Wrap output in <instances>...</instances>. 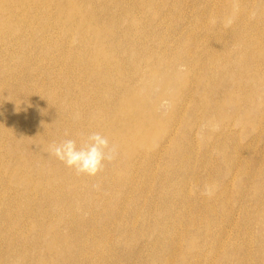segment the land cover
I'll use <instances>...</instances> for the list:
<instances>
[{"label":"rangeland","instance_id":"obj_1","mask_svg":"<svg viewBox=\"0 0 264 264\" xmlns=\"http://www.w3.org/2000/svg\"><path fill=\"white\" fill-rule=\"evenodd\" d=\"M73 1H0V264H264V0ZM156 73L183 79L157 128L109 137ZM44 116L51 143L99 131L116 158L76 175Z\"/></svg>","mask_w":264,"mask_h":264},{"label":"bare ground","instance_id":"obj_2","mask_svg":"<svg viewBox=\"0 0 264 264\" xmlns=\"http://www.w3.org/2000/svg\"><path fill=\"white\" fill-rule=\"evenodd\" d=\"M1 1V0H0ZM30 1H32V0H30ZM37 1V0H36ZM63 0H61V2H62ZM67 1V0H66ZM113 1V0H112ZM111 2V1H110ZM110 2H108V3H110ZM70 3V0H69V2H68V4ZM73 3L75 4V0L73 1ZM77 3V2H76ZM81 3H82V1H81ZM73 4V5H74ZM80 4V3H79ZM72 5V3L69 5V6H71ZM72 5V6H73ZM109 5V4H108ZM75 6H78V5H75ZM74 6V7H75ZM82 6H84V5H82ZM230 6V5H229ZM79 7V6H78ZM100 7V6H99ZM79 8H81V5H80V7ZM83 8V7H82ZM82 10V9H81ZM84 10V9H83ZM112 11V10H111ZM110 11V12H111ZM83 12V11H82ZM88 12V11H87ZM71 13V12H70ZM85 13V12H84ZM82 15H84V14H82ZM87 15V17H88V15L89 14H86ZM85 15V16H86ZM133 15V14H132ZM131 15V16H132ZM85 16H83V17H85ZM82 17V18H83ZM90 17V16H89ZM125 18V17H124ZM82 21V20H81ZM112 23V22H111ZM85 24V23H84ZM86 25H87V23H86ZM103 27V26H102ZM104 28H106V27H104ZM103 28V29H104ZM89 30H92V29H90L89 28ZM106 30V29H105ZM109 30V29H108ZM104 31V30H103ZM97 39H98V37H97ZM101 39V38H100ZM238 49V48H237ZM125 51V50H124ZM203 52V51H202ZM226 52V51H225ZM263 54V53H262ZM136 62H137V60H136ZM159 63V62H158ZM158 63H156V64H158ZM162 63V62H161ZM155 64V65H156ZM132 65V64H131ZM133 65H135V63L133 64ZM132 65V66H133ZM131 66V67H132ZM182 67V66H181ZM184 67V69H186L185 68V66H183ZM187 67V66H186ZM156 68H157V65H156ZM159 68V67H158ZM171 68H173V67H171ZM178 69V68H177ZM183 69V70H184ZM238 69V68H237ZM181 70V69H180ZM169 72V71H168ZM174 72H175V69H174ZM180 72V71H179ZM254 72V71H253ZM178 73V72H177ZM181 73V72H180ZM170 74V73H169ZM184 74H186L185 73V71H184V73H183V77H184ZM188 74V73H187ZM139 76H140V74H138ZM168 75V74H167ZM174 75V74H173ZM189 75V74H188ZM253 75V74H252ZM160 76L161 75H159V74H154L153 76H152V78H155V80H153L154 81V83H150V79H149V81H147V82H145L144 81V84L142 83V85L139 87V86H137V84H138V82H136L135 81V84H136V87L135 86H132V87H129V89L127 90V93L125 94V96H123L124 98H122V99H124L122 102L121 101H118V103H119V105H118V112H119V114L121 115V119H116V120H113L112 122H111V129H110V136L109 137H112V136H115V137H117V138H120V136L122 137V135H124V132L126 131V132H128L129 130L131 131V129L134 127V125H138L139 123H142L143 125L146 123V126H147V131L149 130V128L151 127V126H154V127H156L155 125H152V124H155V120L157 119L158 121H159V118L160 117H157L158 115V113H157V109H158V107H159V102H160V100L162 99V97L163 96H165V97H167V95L166 94H169L167 91L170 89V88H172V86L173 85H175V83L177 82L176 80H174V77L173 76H167V78L166 77H164V80H162L161 81V79H160ZM185 76H187V75H185ZM198 76V75H197ZM239 76V75H238ZM241 76V75H240ZM125 77V76H124ZM178 77V76H177ZM180 77V76H179ZM182 77V76H181ZM151 78V79H152ZM238 78V77H237ZM249 78H251V77H249ZM106 79H108L107 77H106ZM129 79V78H128ZM185 79H186V77H185ZM199 80V77L197 78L196 77V81H198ZM245 79V78H244ZM179 80V79H178ZM228 80V79H227ZM138 81V80H137ZM180 82H183V79H182V81L181 80H179ZM178 81V82H179ZM225 81H226V79H225ZM244 81V80H243ZM178 83V84H181V83ZM191 82V81H190ZM202 82V81H201ZM224 82V81H223ZM228 82V81H227ZM118 83L120 84L121 82H119L118 81ZM193 83V82H192ZM199 83V82H198ZM219 83V82H218ZM123 84V83H122ZM178 84H176L174 87H176V86H178ZM197 84V83H196ZM201 84H203V83H201ZM216 84V83H215ZM221 84V83H220ZM117 85V84H116ZM191 85V84H190ZM199 85H200V83H199ZM213 85V84H212ZM211 85V86H212ZM124 86V85H123ZM180 86V85H179ZM158 87H161V94H158L157 95V97L156 98H154V99H151V104H147V101L149 100L150 101V98H148V95H149V93L150 92H152L153 91V93H155L154 92V90H156V88H158ZM204 87H205V85H204ZM193 88V87H192ZM214 88V87H213ZM174 89H178V87L177 88H174ZM197 89V88H196ZM194 90V89H193ZM213 90V89H212ZM175 91V90H174ZM200 91V90H199ZM203 91V90H202ZM214 91V90H213ZM228 91V90H227ZM226 91V92H227ZM171 92V91H170ZM176 92V91H175ZM225 92V91H224ZM142 93V94H141ZM174 93V92H173ZM191 93V92H190ZM203 93V92H202ZM214 93V92H213ZM228 93V92H227ZM230 93V94H229ZM228 93V96L229 97H231V94H233L234 93V91H231V92H229ZM139 94H141V97H139V99H138V95ZM205 94V93H204ZM211 94H212V92H211ZM224 94V93H223ZM176 95V94H175ZM203 95V94H202ZM121 96V95H120ZM171 96V95H170ZM227 96V95H226ZM225 96V97H226ZM200 97H201V95H200ZM228 97V98H229ZM55 98H57V97H55ZM118 98H120L119 96H118ZM133 98L134 99H136V100H138V101H133L132 102V100H133ZM148 98V99H147ZM167 98H169V96L167 97ZM187 98V97H186ZM191 98V97H190ZM170 99V98H169ZM172 99H173V101H174V98H172L171 97V99H170V101H172ZM230 99V98H229ZM27 100L29 101V100H33V99H30V97H28L27 98ZM145 100H146V102H145ZM36 101H37V99H36ZM56 101H57V99H56ZM162 101H167V99H162ZM172 101V102H173ZM187 101H188V99H187ZM224 101H225V98H224ZM116 102H117V99H116ZM121 102V103H120ZM136 102H138V104L135 106V103ZM145 102V103H144ZM18 103V102H17ZM35 101H29V102H27L26 104L27 105H29L30 106V117L34 114L33 112H32V109H33V105L35 106ZM171 103V102H170ZM187 103V102H186ZM172 104V103H171ZM209 104V103H208ZM16 105V104H15ZM23 105H25L24 103H23ZM135 106V107H134ZM15 107V106H14ZM13 107V108H14ZM24 107V106H23ZM39 107H41V109L44 111V113L46 114V116H48V115H51L52 114V112H51V107H50V104L49 103H42ZM195 107V106H194ZM208 107H209V105H208ZM171 108V107H170ZM184 108V107H183ZM133 109H134V111H135V113H134V115H131V112L133 111ZM200 109V108H199ZM170 109H166V111H169ZM131 111V112H130ZM130 112V115L132 116H128V113ZM210 112H212V111H210ZM77 113V112H76ZM160 113V112H159ZM166 113V112H165ZM169 113V112H168ZM189 113V112H188ZM187 113V115H189ZM213 113V112H212ZM118 114V115H119ZM182 114V113H181ZM211 114V113H210ZM118 115H116V116H118ZM127 115V116H126ZM160 115V114H159ZM214 115V114H213ZM46 116H44V118H40V119H37V120H35L34 121V126L36 127H34L35 129H36V134L38 135V138L40 139V140H43V139H47L48 140V144H50L51 142H52V139L53 138H55L56 137V135H58V133L60 132V128H59V122L55 119V120H53L52 119V117L51 116H49L48 118H50L49 119V123L47 122V117ZM96 116V115H95ZM98 116V115H97ZM127 117V119L125 118V119H122L123 117ZM163 116V115H162ZM225 116V115H224ZM33 117V116H32ZM100 117V116H99ZM128 117H131V118H129L128 119ZM27 118V117H26ZM26 118H25V122H26ZM113 118V117H112ZM114 118H117V117H114ZM120 118V117H119ZM164 118V117H163ZM204 118V117H203ZM205 120H206V117H205ZM243 120V119H242ZM157 121V122H158ZM163 121V120H162ZM162 121H160V123L162 122ZM165 121V120H164ZM163 121V122H164ZM58 122V123H57ZM62 122V121H61ZM200 122V121H199ZM58 124V125H57ZM129 124H133V125H129ZM162 124V126H163V123H161ZM177 124V123H176ZM140 125V124H139ZM158 125V124H157ZM140 126H142V125H140ZM161 126V125H160ZM176 126V125H175ZM30 127V126H29ZM137 126H135V128H136ZM145 127V126H144ZM144 127H141V129L143 128L144 129ZM153 127V129H154V132L156 131L155 130V128ZM177 127V126H176ZM33 128V126H31V129ZM33 128V129H34ZM134 128V129H135ZM139 128V127H138ZM138 128H136L137 130H138ZM157 128V127H156ZM159 128V127H158ZM161 128V127H160ZM126 129H129L128 131L126 130ZM151 129H152V127H151ZM162 129V128H161ZM30 130V129H29ZM146 130H145V132H146ZM139 131V130H138ZM138 131H137V133H138ZM151 131V130H150ZM149 131V132H150ZM23 132V131H22ZM105 132V131H104ZM126 132H125V135H127L126 134ZM132 132H133V129H132ZM153 132V131H152ZM150 133V135L151 134H153V133ZM25 133V132H24ZM47 133V134H46ZM107 133V132H106ZM108 133H109V131H108ZM133 133H135V132H133ZM157 133H158V131H157ZM172 133H174V132H172ZM197 133V132H196ZM12 134V133H11ZM66 134H67V132H66ZM141 134H143V131L141 132ZM141 134H139V135H141ZM148 134V133H147ZM147 134H145L146 136H147ZM156 134V133H155ZM194 134V133H193ZM109 135V134H108ZM112 135V136H111ZM125 135H124V137H125ZM132 135V134H131ZM138 135V137L140 138V136ZM154 135V134H153ZM157 135V134H156ZM160 135V134H159ZM12 136V135H11ZM53 136V137H52ZM106 136H107V134H106ZM142 136V135H141ZM158 136V135H157ZM127 137V136H126ZM132 137V136H131ZM137 137V136H136ZM137 137V138H138ZM151 139L150 140H152V139H154V137L152 138L151 136H149ZM148 137V138H149ZM160 137V136H159ZM135 138V137H134ZM136 138V139H137ZM138 138V140H140ZM144 138V137H143ZM142 138V139H143ZM158 137H155V140L157 141L158 139H157ZM56 139V138H55ZM126 139H128V138H126ZM135 139V140H136ZM141 139V140H142ZM46 140V141H47ZM154 140V142H156ZM131 141V140H130ZM145 141V140H144ZM24 142V141H23ZM22 142V143H23ZM28 142V141H27ZM141 142V141H140ZM148 142V141H147ZM153 142V141H152ZM151 143V142H150ZM29 144H30V141H29ZM144 144V143H143ZM147 144V143H146ZM149 144V143H148ZM25 145H26V143H25ZM114 145H115V143H114ZM134 145V144H133ZM138 145V144H137ZM136 145V146H137ZM141 145V144H140ZM139 145V146H140ZM26 146H28V145H26ZM118 146H121V144L119 145V143H118ZM144 146V145H143ZM15 147H18V145L17 146H15ZM117 147V146H116ZM32 148H34V147H32ZM131 148H133V147H131ZM141 148V147H140ZM143 148V147H142ZM17 149V148H16ZM15 149V150H16ZM30 150V149H29ZM126 150V149H125ZM125 150L123 151V152H125ZM132 150V149H131ZM32 150H30V152H31ZM160 151H162V150H160ZM29 152V151H28ZM129 153L131 152V151H128ZM128 152H127V150H126V153L128 154ZM132 152H133V150H132ZM132 152L130 153V154H132ZM134 153V152H133ZM28 154V153H27ZM123 155H126V154H123ZM40 156V155H39ZM129 156V155H128ZM39 158V157H38ZM23 159H24V157H23ZM23 161V160H22ZM25 161V160H24ZM37 161V160H36ZM35 161V162H36ZM21 162V161H20ZM25 164V163H24ZM17 167V166H16ZM18 168V167H17ZM28 168V167H27ZM48 169V167L46 168V170ZM36 170V169H35ZM236 170V169H235ZM9 174V173H8ZM64 175V174H63ZM14 176V175H13ZM118 177V176H117ZM118 179V178H117ZM14 181V180H13ZM118 181V180H117ZM24 184V183H23ZM20 185H22V184H20ZM79 194H80V192H79ZM1 196V195H0ZM80 197V196H79ZM51 202V201H50ZM55 204H56V202H55ZM53 205H54V203H53ZM5 207V206H4ZM90 208H91V206H90ZM123 209V208H122ZM61 210V209H60ZM64 213V212H63ZM62 215V214H61ZM105 219V218H104ZM77 226V225H76ZM50 231L51 230H53L52 228H50L49 229ZM63 235V234H62ZM23 236V235H22ZM68 236V235H67ZM62 240H64V239H62ZM54 241V240H53ZM64 242V241H63ZM18 243V242H17ZM52 243V242H51ZM49 245V244H48ZM48 245H46V249H47V246ZM53 245L51 244V249L53 248L52 247ZM56 248V247H55ZM50 246H49V252H50ZM57 249V248H56ZM53 250H55V249H53ZM44 252H46V251H44ZM48 252V253H49ZM55 253H58L57 251L55 252ZM60 256V255H59ZM57 257H58V255H57ZM62 259V257H59V259ZM53 260H55V259H53ZM56 260H58V258L56 259ZM158 260V259H157ZM23 261V260H22ZM21 261V262H22ZM62 261V260H61ZM53 262H55V261H53ZM12 264V263H11ZM55 264H57V263H55ZM59 264H61V262L59 263Z\"/></svg>","mask_w":264,"mask_h":264},{"label":"clouds","instance_id":"obj_3","mask_svg":"<svg viewBox=\"0 0 264 264\" xmlns=\"http://www.w3.org/2000/svg\"><path fill=\"white\" fill-rule=\"evenodd\" d=\"M47 152L76 175L97 176L105 163L112 162L117 155L114 144L99 131L90 132L83 142L66 137L49 144Z\"/></svg>","mask_w":264,"mask_h":264}]
</instances>
